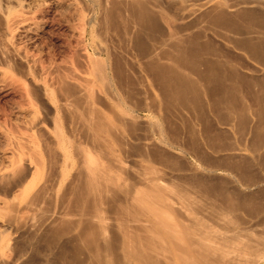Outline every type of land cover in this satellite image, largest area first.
Returning <instances> with one entry per match:
<instances>
[{
    "label": "bare ground",
    "instance_id": "6f19581e",
    "mask_svg": "<svg viewBox=\"0 0 264 264\" xmlns=\"http://www.w3.org/2000/svg\"><path fill=\"white\" fill-rule=\"evenodd\" d=\"M210 4L208 6L204 3L197 8L190 9L182 7L184 20L185 18L189 21L193 20L189 23L187 21V24L183 25V29H180L182 33L183 30L199 26L198 14L204 5L209 7V9H206L207 12L210 10V13L206 14L205 17L219 21V25L222 19L228 18L227 9H233L237 12L231 18L248 20L250 25L245 31H243L244 28L243 30L241 28V30L236 29V34L243 35V33H246V35L240 38L237 36L238 41L233 42L232 45L243 51L245 57L254 64L250 62L247 64L246 61H242L239 55L236 56L239 53L234 54L235 58H231L230 55V57H227V54L225 60H220V57L218 58L216 55V52L220 51L216 50L215 45H213L216 50L212 53L213 58L196 56L199 52L196 47L197 49L199 47L203 48V43L202 46H199L197 40L201 36L198 32H192L194 35L192 33L191 35L188 31L186 35L191 36L181 38L184 37L182 36L184 34L177 31L182 35L178 34L175 30L174 33L172 32L173 34L164 35L165 42L160 40V46L162 45L161 41H163L165 48H162L163 45L162 47L155 46L156 48L151 45L153 49L148 45L151 49L147 48L140 39L142 35L140 32L143 29V34H145L148 29H151L149 34L152 33V27L154 29L156 25V23H153L155 20L154 14L139 0L133 1L130 5L131 10H128L132 11L130 15L133 14L136 18L135 20L140 26L138 29L141 30H136L134 40L133 35L130 37L133 40L130 41L132 48L122 49L121 47L120 50L115 51V49H110L108 46L103 49L99 47L104 59L94 61V68L100 77L115 84L116 91L120 95L118 100L120 111L113 112L114 114L109 112V115H105L91 107L88 101H82L86 104L84 107L82 106L83 111L77 110L81 112L78 119H80V122L82 121L84 126L85 132L83 135H85L84 139L86 141L80 143L81 141L74 140L77 138L75 135L73 139L68 137V134L66 135L67 138L64 136L65 139L57 134L55 136L56 140L50 148L51 156H46L45 153L46 157H44L47 159L42 160L41 165H34L32 170L29 158L19 156L18 159L15 158L18 161L13 160V163L16 162L17 164L12 165V167L9 165L11 169L0 171L2 188L8 185L20 186L24 193L21 201L14 200L16 203L12 201L13 205H9L12 208L9 209L8 207L9 214L6 213L8 215L3 219L9 227L19 233L18 239L22 236L21 239L23 240L12 239L8 241L10 239L3 240L4 236L3 238L0 236V264H22L24 262L23 258L28 254L27 247L31 253L30 260L33 259L32 264H264V229L253 231L238 225L240 219L234 215L236 209L233 210L236 202L234 198L238 194L236 193L234 196L235 188L233 192L232 189H229L232 185H229V187L226 185L233 182V180L227 177L225 179L227 182L222 181L221 184V182H215L216 179L215 181L212 179L213 174H211L212 178L210 177L212 181L208 179L211 175L206 174L207 178H205L203 177L206 176L205 173L204 175L201 173L202 176L186 172L187 170L183 171L182 166L178 165V161L180 163L181 159L179 160L177 156V159H175L170 151H166V148L174 147L181 152L188 151L205 166L208 172H215L220 169L232 173L237 169L243 172L244 167L246 170L248 165L243 161L244 158L241 160V155V159L240 157L237 158L234 163L226 162L227 159L223 160L224 154L222 157L220 154L218 155L220 159L223 158V163H221V160L219 163L216 158L210 159L209 157L212 153H221L231 149L232 142L230 139L229 143L225 142L226 140L224 141L228 134H232L238 139L248 135L247 138L250 139L246 140L250 142L251 147H257L255 149H258L257 145H264V0H240L234 2L233 5H226L224 2H214L211 6ZM203 12L205 13V11ZM179 14L181 15V12ZM109 17L111 18V16ZM208 22L205 23V27L208 26ZM237 23L233 22V30L234 24ZM137 25L136 27H139ZM203 25L201 26L203 27ZM211 26H214V24L212 23ZM240 26L238 24V28ZM208 27L210 28V26ZM155 28L157 30V26ZM177 30L179 29L177 28ZM199 31L201 32V30ZM154 32L157 31L154 29ZM176 33L181 37L177 36ZM235 33L234 35H236ZM149 34L147 33L148 36ZM206 35L204 36L207 41ZM208 46H210L209 42ZM13 48L4 45V48L0 50V57L7 60L12 54L20 55L19 51L17 52ZM204 49L206 50V48ZM196 51L198 52L196 53ZM223 54L225 55L224 52ZM230 54L232 53L230 52ZM184 65L191 67L190 70L194 72L192 74L196 75L195 79L178 69ZM196 65L198 67L203 65L204 69L199 71L195 69ZM188 70L186 68L187 72ZM144 73L154 79H151L152 83L153 81L156 82L154 87L158 84V92H160L159 95L161 94L163 99V102L160 101V103L165 104L167 108H164L165 110L170 112L169 109L172 106H175V108L179 106L181 112H183L182 108L188 107L192 110H190V114L194 112V119L199 122L200 132H197L194 126H188V142L185 141V138L183 140L185 142H181L179 134L176 131L175 133L174 130L172 131L174 137L164 138L158 136L156 140L149 138V134L144 133L149 131H144L145 129L142 128L143 125H141L142 121L139 120L138 112L142 110L153 112L155 108L161 106L156 103L157 101L154 102L156 99L154 95L150 94L148 96V98L151 96L155 98L150 102L143 99L144 89L147 88L142 77ZM257 73H261L262 76L258 77ZM201 86L204 88L203 91ZM242 86L247 88L245 97L251 101V105H249L250 101L248 104L245 103L248 106H245L241 101L244 98L243 94L240 93ZM84 89L82 88L83 94ZM74 90L77 91V88H74ZM201 91L206 94L209 102L207 107L212 115L214 114L213 120L207 118L209 116H205L202 112L206 110L203 108L206 105L204 103L205 106H202L201 102L204 99L200 97ZM83 94L82 97H85ZM88 95L92 99L93 94L92 96ZM76 97H78L77 94ZM71 99L73 100V98ZM80 99L83 98L80 97ZM162 99L160 98V100ZM201 99L203 100L201 101ZM66 102H68L67 98ZM63 107L65 109L66 106ZM168 117L170 116L168 115ZM168 117L162 116V120L171 122ZM182 117L183 115L179 116L180 119ZM188 118L187 120H189ZM73 120L75 121V118ZM73 122L72 124H74ZM180 123L184 124V122ZM178 127L176 126L177 129ZM80 128L79 130H82ZM169 131H167L168 134ZM184 133L183 135L187 134V132ZM241 140L238 141L242 142ZM201 143L206 145L210 152L203 151L204 149L200 147ZM250 146L249 150L252 151ZM21 152L24 154L23 151ZM44 152L42 151L43 154ZM153 161L169 168L171 172L164 173L166 175L169 173V175L167 177L161 176L159 167L156 168L151 164ZM245 161L247 163V159ZM242 162L246 166H239V163L242 164ZM248 163L250 164V162ZM184 166L193 167L188 164ZM43 168H46L44 177L47 175L46 180L50 178L51 183L46 184L48 181L43 182L42 179L43 183L40 182V185L35 186L32 183L33 177L30 181L28 177L34 174H42ZM174 170L177 172H172ZM180 170L183 172H179ZM247 172L245 171L246 174ZM245 173H241L243 174L241 176L238 171V175L240 174L239 181L242 185L249 187L255 184V180L259 179L260 181V178L252 179V169L248 172V176ZM256 189L258 190V187ZM50 195H53L56 202H59V206L63 207V204L68 206L65 214L62 210L63 216L60 218L55 217L50 208L45 206L48 204ZM239 195L237 204L240 200L247 201L248 199L252 201L253 199H249L251 196L244 197L241 195L242 198ZM50 199L53 200L52 197ZM250 201H247L248 204L254 202ZM51 203L53 205L54 202ZM240 203L242 204V202ZM250 207H248L249 211ZM64 208L67 207L64 206ZM24 209L26 213L19 214ZM253 211L250 213L253 214ZM54 222L58 223L56 227H53ZM3 249L5 251L9 250L8 256L3 254L6 253L5 251L2 253ZM27 258L26 255L25 261H27Z\"/></svg>",
    "mask_w": 264,
    "mask_h": 264
},
{
    "label": "rangeland",
    "instance_id": "374dc122",
    "mask_svg": "<svg viewBox=\"0 0 264 264\" xmlns=\"http://www.w3.org/2000/svg\"><path fill=\"white\" fill-rule=\"evenodd\" d=\"M131 1L133 2L136 0H0V6H1V8H0V50H2L4 48V45L6 47H10V48L14 47L17 50V52L19 51L20 55L22 54V56H23L22 57V56L17 55V54H12V55H10V58H8L7 60H4L0 57V168H1L0 171L2 169L3 170L11 169V168H9V165H10V167H12V165L17 164L16 162L13 163V160L15 158L18 159L19 156H26L29 158V160L31 161V164H32V170L34 169V165H37V166L41 165V161L42 160L45 161L47 159V158L45 159L46 156H51L50 148H51L53 142L56 140L55 136L57 134H59V136H62V137L69 134L68 137H72L73 139H74V135H75V137L77 136V138H75L74 140L75 141L79 140L77 142L81 141L80 143L86 141L84 139L85 135H83L85 132L84 126L82 124V121L80 122V119H78L81 112L83 111L84 105H86L85 104L86 101H88V104L91 105V107L95 108V110L100 111V113H103L105 115H107V114L109 115L110 113L112 114L113 112L117 113L120 111V107L118 106V100L120 98V95L118 94V91H116L115 84L113 82L106 81L100 77L97 70H95V68H94V61H96V60L101 61L104 59L103 58L104 55L101 52V48L102 49L106 48L105 46H108V48L113 49V50L115 49V51L120 50L121 47H122V49L123 48H128V49L130 48L131 49L132 48V46H130V45H132V43L130 41H133L135 39V35H136L137 31H140L141 29H138V28H140V26L137 23V21L135 20L136 18L133 16V14L130 15L132 13V11L128 10V9L131 10V8H130L131 7L130 5L132 3ZM182 1H184V2H182ZM233 1L238 2L240 0H230V1L229 0H215V1L214 0H212V1L211 0H206V1L205 0H139V2H142V4H145V7L146 8L148 7L149 9L148 8L147 9L150 10L151 13L155 15V16L153 15V17L155 19L153 23H156V25L154 26V29H155V31H157V32H154V29L152 27V33L151 34H149L151 32L150 31L151 29H148V30L146 29L147 32L145 30L146 33L143 34L144 31L142 29V31L140 32L142 34L140 39H141L142 43L145 44L144 46H146L147 48H149V46H151V45H153L154 48L162 47L163 43L165 42V36L164 35L167 36L168 33H172V32L174 33L175 30H176L175 32L179 31L182 33L181 30L183 29V25L185 26V24H187V21H188V23L190 21H193V20L189 21L187 18H185V20H184L183 13H182L184 11H182V7H184L185 9L197 8L201 4H204V3H206V5L209 6L210 2H212L213 4H214V2H224L226 5H229V4L233 5V3H234ZM198 2H199V4H198ZM127 3H130V4H127ZM191 3H192V5H191ZM212 3L210 4V6L212 5ZM181 4H183V5H181ZM206 5H204L205 8L203 7V9H205V10L202 9L200 11V13L198 14V16L200 18L198 17V25L199 26L196 27L197 29L195 27H193V28H190L187 30H183L184 32L186 31L185 33L184 32L182 33L184 35L177 32L178 34H181L184 37H181V35H178L177 33H176V35L181 37V38H185V37L187 38V37L191 36L193 33H196V32L200 33L201 36L197 40H198L199 46L203 43V46L201 45L203 48L199 47L197 49V47H196V50H198L200 52V54H199V52L196 51V53L198 52V55H196V56H198L200 58L201 57L204 58L206 56L209 59L211 57L213 58L214 56L212 53H214L218 49L220 52L217 51L216 55L218 56V58L220 57V60H225V57L227 54H228L227 57L230 55L231 58L232 57L235 58L234 56L237 53H239L236 56L239 55V58H241L242 61H244V62L246 61L245 63H247V64L249 62L252 64L253 62L250 59L245 57L243 51L234 47L235 45L234 46L232 45L238 41L237 36L240 38L243 35H246V33H243V35H240V33L239 34H236V33H237V30L240 28L242 30L244 28L243 31H245L248 28V26L250 25V24H248V20L244 19L246 21L245 22L242 19H238L239 20L238 21L235 18H231V16H233V14L235 15V12H237V11H235L233 9H231V10L227 9L229 16H228V18L222 19L220 21V25H219L218 24L219 21H217V20L215 21L210 17H205L206 14L210 13V10H208V12L206 11V9H209L208 6L206 7ZM179 6H181V7L179 8ZM1 10H3L4 12ZM203 11H205V13ZM2 12H3V14H2ZM107 12L109 13V15ZM180 12H181V15L179 14ZM202 12H203V14H202ZM104 13L107 15H105ZM106 16H108V17H106ZM109 16H111V18ZM133 17H134V19H133ZM201 17H203L204 20H202L203 18L201 19ZM231 19H233V20H231ZM208 20H210L211 23H210V21L208 22ZM200 21H202L203 23H201ZM214 21L217 23H215ZM228 21L229 22L233 21L234 23H237V22H241V23H237L236 24L237 26L234 24V30H233V22L232 23L230 22L232 24L231 25ZM207 22H208V26H210V28L207 25H206L207 27H205V23H207ZM222 22H223V24H226V25H223ZM212 23L214 24V26H211ZM216 24H218V25H216ZM238 24H239V26L241 24L242 25L238 28ZM136 25L139 27H136ZM201 25H203V27ZM227 25H229V26H227ZM156 26H157V30L155 28ZM158 27H161V28H158ZM177 28L179 30H177ZM162 30H163L164 34H163V32H161ZM199 30H201L202 34ZM188 31L190 34L192 32L193 33L191 35H186V34H188L187 33ZM233 32L234 33L236 32L235 33L236 35H234ZM147 33L149 34V36L147 35ZM206 33H207V35H206ZM132 35H133V37H132ZM161 35H163L164 37H162ZM204 35H206L207 41L205 40L206 38ZM232 36H233V38H232ZM130 37H132L133 40ZM201 39H202V41H201ZM160 40L164 41V42L161 41L162 42L161 46L159 43ZM199 41H201V42H199ZM204 41L206 44L204 43ZM6 42H7V44H6ZM208 42H209L210 46H208ZM158 44H159V46H158ZM204 45L205 46L207 45L208 47L207 46L205 47ZM211 45H212V47H211ZM213 45H215L214 47L216 48V50H215V48H213ZM153 46H151L152 49H153ZM99 47H101V48H99ZM165 47L163 45L162 48H165ZM210 47L213 48L214 51H213V49L211 50ZM151 48H149V49H151ZM204 48H206V50ZM207 48H210V49L208 50ZM203 49L205 50V52ZM201 52H203V53L201 54ZM208 52H210V53H208ZM223 52L225 53V55L223 54ZM230 52L232 54H230ZM218 53H219V55H218ZM194 54H195V52H194ZM202 55H205V56H202ZM188 66H190V64H188ZM188 66L184 65L183 67H180L178 69H181L182 72L188 74L189 76L191 75L190 77L195 79L196 75L192 74L194 72H192L190 70L191 67H188ZM200 66L198 67L196 65L195 69H197L199 71H201V69L203 70L204 66L203 65H200ZM182 68H183V70H182ZM186 68H187V70L189 69L188 72L189 73L191 72L190 74L186 71ZM247 73H249V72H247ZM148 76L145 73L142 76L143 80H145L144 84L147 87L144 89L143 99L145 101L150 102L156 98L154 100V102L157 101L156 103L160 104L162 106V108H161V106H160V108H155L154 109L155 111H153V112L149 111V110H146V111L142 110V111L138 112L139 120L142 121V123L140 122L141 125H143L142 128L145 129L144 131H149V132H144V133L146 135L149 134L148 135L149 138L156 140L158 136H161L164 138H166V137L172 138V137H174L173 134L176 131L179 134V135L178 134L177 135L180 136L181 142L185 139H186L185 141L188 142V137H187L188 136V130H187L188 126H191V127L194 126L195 130L197 132H200L199 131V129H200L199 122H197L196 119H194V117H195L194 112H192L191 113L192 115H191L190 112L192 110L189 107L188 108H182L183 112H181V109H180L181 107H179V106L178 107L176 106L177 108H175V106H172V108L169 110H170V112L172 110L174 112H171V113L168 112L167 110H165L167 108H166L165 104L162 103L163 99H162L161 94L159 95L160 92H158L159 90L157 87L158 84H157V86L154 87V84L156 82L153 81V83H152V80H154V79H152V77H150V75H148ZM257 76L260 77V76H262V74L257 73ZM106 85H108V86L106 87ZM156 87H157V89H156ZM74 88L75 89L77 88V91L79 93L76 90H74ZM82 88L83 89L85 88L84 94L82 92L83 91ZM67 89H68V91H67ZM87 89H88V91H87ZM89 89H90V91H89ZM203 89L204 88L201 86L202 91H203ZM242 89H243V93H242ZM246 89H247L246 87L242 86L241 92H240L241 94H243V97H244L241 100L243 104H245V103L248 104V102L250 101L247 97H245L246 91H247ZM73 91H75V92L73 93ZM202 91H201L202 94L200 97H202L204 100L201 99V101L203 100L205 102L202 101L201 103H202V106L206 105V107H207L209 102L207 100L206 94L203 93ZM69 92H70V94H69ZM87 93L90 94L91 96L93 94L92 99L90 98V96ZM68 94L70 95V97ZM76 94L78 97H76ZM82 94L85 97H82ZM85 94H87V95H85ZM150 94L152 96L154 95L155 98L152 96H151L152 98L151 97L148 98V96H150ZM71 95L72 96L74 95L75 97L74 96L72 97ZM145 95H146V97H145ZM65 97L67 98L68 102H66ZM80 97L83 99H80ZM159 97L162 100H160ZM71 98H73V100ZM69 101H70V103H69ZM72 101H73V103H72ZM75 101L76 102L78 101V102L76 103ZM82 101H85V102L82 103ZM160 101H162V102L160 103ZM61 102H63V103L61 104ZM64 102H66L67 104ZM80 102H81V104H79ZM59 103H60V105H59ZM204 103H205V105H203ZM64 104H66V105H64ZM72 104H74V105H72ZM162 104H164V105H162ZM247 104H245V106H248ZM58 105L60 106V108ZM249 105H251V101H250ZM63 106H66L65 109ZM77 106H79V107H77ZM206 107H203L204 109H206V110L203 109L204 110V111H202L203 114L205 116H209L207 118H209L210 120H213L214 114L212 115V112L210 111V109L208 107L207 108ZM73 108H75V109H73ZM77 109H80L81 112ZM177 110L180 112H178ZM185 110H187V111H185ZM63 111H65L67 113H65ZM74 111H76L77 113ZM105 111L108 113H106ZM176 111H177V113H176ZM188 111H189V113H188ZM74 113H75V115H74ZM161 113L162 114L165 113L166 115L165 114L162 115ZM180 114L183 115V117H182L183 121H182V119H180L181 117L179 118V116H181ZM67 115H69V116L67 117ZM168 115L170 117H168ZM162 116L163 117L167 116L168 118H170L171 122L165 121L166 122L165 123L164 120H162ZM66 117L68 119L71 117L72 120L71 119L68 120ZM173 117H175V118H173ZM74 118H75V121L73 120ZM187 118L189 120L192 119V120H190L191 122L189 120H187ZM143 119H144V121H143ZM171 119H173V120H171ZM174 119H175V121H174ZM179 121L184 122V124L182 123L183 124L182 125ZM72 122L76 125L72 124ZM76 122H78V123H76ZM186 122H189V123H186ZM170 123H172V124H170ZM192 123H193V125H192ZM164 125H166L165 126L166 128L164 127ZM170 125H171L172 129L170 128ZM144 126H146V127H144ZM176 126L177 127L179 126L178 129L176 128ZM71 127H74V128L72 129ZM167 127L169 128L168 130H167ZM76 128H78V129H76ZM79 128L82 130H79ZM78 130L81 131L80 133L83 135V137L80 133H78L79 132ZM173 130H174V132H172ZM177 130L178 131L180 130L179 131L180 133ZM167 131H169V134ZM185 131L187 132V134H185L186 133ZM183 133L185 135H183ZM261 134L263 135V133H261ZM166 135H168V136H166ZM169 135H171V136H169ZM229 135L230 134H228L224 138V141L226 140L225 142L229 143V139H230V141L232 142L231 149L222 151L221 153H212L211 156H209V157H210V159L216 158L217 162L219 160V163L221 161H222L221 163H223V160H226V159L228 160L226 162H230V163L233 162L234 163L235 160H237V158L240 157V159H241V156H242L241 160H243V158H244L243 161L245 162L246 165H248V166H246L243 162H242V164L239 163V166L240 165L246 166V170L244 167L243 172L240 169H237V171L234 170V171H232V173L225 171V170H220V169L216 170L215 172H208L206 170L205 166L202 165L200 163V161L198 159H196L195 157H193L188 151L181 152L178 149H176L175 147L174 148H166V151H168V152L170 151L171 155L173 154L175 159H177V157L179 158V160L181 159L180 163L178 161V165L180 167L182 166L181 168L183 171L187 170L186 172L195 173V174H199V175H202L201 173H203V175H204V173H205V175L206 174L207 175L213 174V178L211 175V176H209L208 179H210V177H211L214 181H215V179L217 180L215 182H219V183L221 182V184L223 183L222 181L227 182V180H225V179H227V177H228V179H232L233 182H230L226 185L228 187H229V185H232L229 187V189L230 190L232 189V191L235 188L234 190H236V191L235 192L233 191L234 192L233 195L235 196V194L237 193L238 195L240 194L239 195L240 197L251 196V198L249 197V199L253 198L252 201H254L253 203L248 204V202L250 200L247 199L248 202L246 200L245 201L240 200V202H242V204L240 202L237 204V202L239 201V199H237L238 195L235 196L236 198H234V199L236 200V202H235L233 210L235 211V209H236V211L234 212V215L238 216L240 219V223L238 225L240 227H245L248 230H253V231H256L259 229L263 230L264 229V163H263V161H264V153H263L264 152V145H257L258 149H255L257 147H255V148L251 147L250 142L247 141L250 139L249 137H248L249 139L247 138L248 135L245 137H242L243 138V139L241 138L242 140L238 139L237 137H234L232 134L230 135V137H231L230 138ZM66 138H67V136H66ZM236 139L241 140L242 142H240ZM185 141H183V143ZM231 142H230V144H231ZM247 143L250 146V148H252L251 149L252 151L249 150V146L246 145ZM47 144H48V146L46 147ZM200 147L202 149H204L203 151L207 150L210 152V149H208L206 147V145L201 143ZM238 148H240V149H238ZM44 149H46L47 151H45ZM19 150L23 151L24 154L21 151L19 153ZM41 150L43 152L45 151L44 154L42 153ZM45 153L47 154L46 156H45ZM234 153H236V155L238 153V155L236 156V155H234ZM219 154L221 157L224 154V156H223L224 159L223 158L220 159L218 156ZM226 154H228V155L226 156ZM179 156H181V157H179ZM213 156H215V157H213ZM216 156H218V157H216ZM231 156H232V158H231ZM261 156H263V157H261ZM233 157H234V159H233ZM260 157L263 159H261ZM16 159L14 161H18ZM246 159H247V163L245 161ZM230 160H233V161H230ZM257 160L259 162L261 161L262 163L261 162L259 163ZM248 162H250V164ZM151 164H153V166H155L156 168L159 167L158 168L159 174L161 176L164 175L165 177H167L169 175V173L171 172L169 170V168L164 167V165H162V164L160 165V163H157V162L155 163L153 161ZM187 164L190 166H193V167L189 168L188 166H184ZM261 164H263V165H261ZM248 168H250V169H248ZM251 169H252V173H251L252 179L255 180V178L256 179L260 178V181H259V179H257L254 181L255 182L254 185L246 187V186L242 185V183L239 181L240 180L239 176L241 173H245V171L249 172ZM182 170H180L179 172H183ZM238 171L240 173L239 175H238ZM45 172H46V168H43L42 174H34L33 176L31 175L28 177L29 178L28 180L30 181L31 178L33 177L32 183L35 186L40 185V182H42V179H43V182H45V181L49 182L50 181L49 183L48 182L46 183V184H50L51 179L47 178V180H46L47 175H46V177H44L45 176L44 174H46ZM162 172H163V174H161ZM165 172L166 173L169 172L168 175L164 174ZM172 172L176 173L177 171L174 170ZM248 172H247V174L245 173L247 176L249 175ZM207 175L203 176V177L207 178ZM215 175H217L216 178H215ZM219 175L221 178L219 177ZM242 175L243 174H241V176ZM254 175L257 177H255ZM253 176H254V178H253ZM48 179H50V180H48ZM212 179H210V180H212ZM219 183H217V184L219 185ZM257 187H258V190L256 189ZM6 190H7V192H5ZM241 190H242V192H240ZM244 191H246L247 193H245ZM249 193L251 195H247ZM233 195H232V197H234ZM23 197H24V193H23L20 186L8 185V186H5L3 188H2V185L0 186V220H1L0 221V234H1L0 236L2 238L4 236L3 240H8V239H10L8 241H11L12 239H17V241L23 240V239H21L22 236H20V238L18 239L19 233L15 232L11 227H9L3 221V219H5L7 217V215L9 214V212H8L9 209L12 208V207H9V205H13V203H16V201L17 202L21 201ZM50 197H52V199L54 198L53 195H50ZM50 197L48 200V204H50V205H48V204L45 205L46 208H50L51 213H53V215L55 217H58V218L62 217L63 216L62 213L64 212V214H65L67 212L68 206L65 204H63V205L67 208H64V206L63 207L59 206V204H58L59 202H56L55 198L53 200H51ZM248 197H246V198H248ZM12 198H13V200H12ZM14 200H16V201L14 202ZM12 201H13V203H12ZM252 201H250V202H252ZM7 202H9V203L7 204ZM51 202H54L53 205ZM245 204H246V207H245ZM238 205H240V206H238ZM6 206H7V209H6ZM47 206H49V207H47ZM241 206H243V207H241ZM8 207H9V209H8ZM248 207H250L249 208L250 211L248 210ZM56 209H57V211H56ZM62 210H63V212H62ZM251 211H253V214H251L252 213ZM21 212H22V210L19 212V214H25L26 210L25 209L23 210L24 213L23 212L21 213ZM6 213H8V214H6ZM246 219H248V220H246ZM241 222H243V223H241ZM57 224H58L57 222H54L53 227H56ZM14 234L15 235L17 234V236H15ZM10 237H12V238H10ZM26 249L28 252V254H26V255L29 259L27 258L26 259L27 261H25V258H26V255H25V258H23L24 262H22V264H24V263H26V264L31 263L32 264L33 259L30 260V257H31L30 256V254H31L30 250H28V247ZM4 251L5 250L3 249L2 253ZM5 252L6 253H3V254L4 255L6 254L7 256L10 253L9 250H6ZM23 259H22V261H23ZM28 260H30V261H28Z\"/></svg>",
    "mask_w": 264,
    "mask_h": 264
}]
</instances>
